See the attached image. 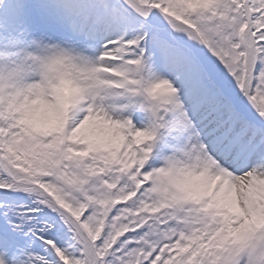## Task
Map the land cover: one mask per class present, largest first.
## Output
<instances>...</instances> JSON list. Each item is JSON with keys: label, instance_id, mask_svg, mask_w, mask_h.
<instances>
[{"label": "snow or ice", "instance_id": "snow-or-ice-1", "mask_svg": "<svg viewBox=\"0 0 264 264\" xmlns=\"http://www.w3.org/2000/svg\"><path fill=\"white\" fill-rule=\"evenodd\" d=\"M0 264H264V0H0Z\"/></svg>", "mask_w": 264, "mask_h": 264}]
</instances>
